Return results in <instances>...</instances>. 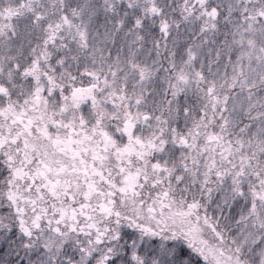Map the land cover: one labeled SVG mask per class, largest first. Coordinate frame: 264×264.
<instances>
[{
  "label": "snow or ice",
  "instance_id": "obj_1",
  "mask_svg": "<svg viewBox=\"0 0 264 264\" xmlns=\"http://www.w3.org/2000/svg\"><path fill=\"white\" fill-rule=\"evenodd\" d=\"M0 264H264V0H0Z\"/></svg>",
  "mask_w": 264,
  "mask_h": 264
}]
</instances>
